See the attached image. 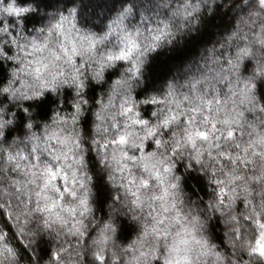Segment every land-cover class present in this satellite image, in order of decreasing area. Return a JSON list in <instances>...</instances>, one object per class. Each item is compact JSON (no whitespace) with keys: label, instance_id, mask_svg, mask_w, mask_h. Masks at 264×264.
Here are the masks:
<instances>
[{"label":"clouds","instance_id":"9594fccd","mask_svg":"<svg viewBox=\"0 0 264 264\" xmlns=\"http://www.w3.org/2000/svg\"><path fill=\"white\" fill-rule=\"evenodd\" d=\"M0 264H264V0H0Z\"/></svg>","mask_w":264,"mask_h":264}]
</instances>
